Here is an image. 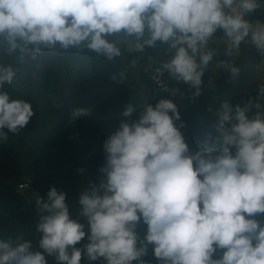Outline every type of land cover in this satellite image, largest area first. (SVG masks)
<instances>
[{
  "label": "clouds",
  "instance_id": "clouds-1",
  "mask_svg": "<svg viewBox=\"0 0 264 264\" xmlns=\"http://www.w3.org/2000/svg\"><path fill=\"white\" fill-rule=\"evenodd\" d=\"M262 6V0H0V36L8 52L31 47L33 57L59 45L114 59L122 55L110 39L117 36L134 38L137 52L166 45L169 58L157 64L156 75L167 72L199 96L218 53L209 47L217 33L228 57L244 43L264 54V20L250 18ZM216 67L233 77L240 72L230 60ZM15 76L12 65L0 64V142L35 114L29 101L3 90ZM242 99L221 104L215 143L195 151L171 98L143 104L137 119L122 120L105 141L104 178L89 181L80 194L87 224L71 217L66 193L53 186L46 201L36 196L38 248L22 236L0 240V264H48V257L81 264L82 255L103 264H148L149 245L159 264H264V108ZM134 109L129 104L123 116ZM90 111L76 108L70 119Z\"/></svg>",
  "mask_w": 264,
  "mask_h": 264
},
{
  "label": "trees",
  "instance_id": "trees-1",
  "mask_svg": "<svg viewBox=\"0 0 264 264\" xmlns=\"http://www.w3.org/2000/svg\"><path fill=\"white\" fill-rule=\"evenodd\" d=\"M250 18L264 20V6ZM110 39L122 49V55L114 59L97 56L87 48L64 50L59 45L42 48L36 57L32 56L31 47L10 53L6 39L0 36V64H10L16 69L13 82L5 84L3 90L12 99L29 101L35 113L19 133L5 130L8 139L0 142V240L15 242L22 236L32 241L34 249L38 248L40 234L36 224L40 212L36 196L46 201L53 186L66 193L71 217L87 224L80 215L79 197L89 181L104 178L99 168L106 164L105 141L122 120L137 119L143 104L158 102V96L150 89L148 75L151 67L169 58L167 46L158 44L137 52L134 38ZM222 41V33H217L211 42L218 53L202 77L201 94L191 103L185 100L177 103L180 120L176 123L180 126L184 122L180 130L193 151L206 141L215 143L221 104L224 101L233 106L241 104L243 90L256 76L258 62L264 59V54L250 43L242 44L238 54L228 57ZM222 60H230L239 67V75L233 77L230 70L217 68L216 64ZM167 78L173 79L168 73ZM252 95V100L258 98L261 104L263 96L259 91L254 90ZM129 104L135 109L131 116L125 117L123 112ZM261 107L264 108V103ZM76 108L91 111L72 121L71 113ZM110 124L114 127L107 134L105 128ZM137 231L143 238L147 225L141 221ZM87 242L86 236L77 247ZM221 254L218 251L215 256ZM47 259L48 264H57L54 257ZM143 259L148 264H159L152 245ZM81 264H103V261L90 262L82 255Z\"/></svg>",
  "mask_w": 264,
  "mask_h": 264
},
{
  "label": "built area",
  "instance_id": "built-area-1",
  "mask_svg": "<svg viewBox=\"0 0 264 264\" xmlns=\"http://www.w3.org/2000/svg\"><path fill=\"white\" fill-rule=\"evenodd\" d=\"M158 65L151 67L149 70V82L151 91L158 98H171L176 104L182 100L193 102L195 99V88L182 81L169 80L166 78L167 72L163 75H156L155 69ZM246 102L242 99V103Z\"/></svg>",
  "mask_w": 264,
  "mask_h": 264
},
{
  "label": "crops",
  "instance_id": "crops-1",
  "mask_svg": "<svg viewBox=\"0 0 264 264\" xmlns=\"http://www.w3.org/2000/svg\"><path fill=\"white\" fill-rule=\"evenodd\" d=\"M262 2L264 3V0H262ZM211 42H210L209 47L213 50L214 47H213ZM222 48H224V47H222ZM261 85H264V59H261L260 62H258L256 76L253 78L250 85L245 90H243V97H245L247 99V101L252 100V98H253L252 93L254 92V90L259 91ZM256 101L260 102V99L256 98ZM262 103H264V96H263V100H262L261 104Z\"/></svg>",
  "mask_w": 264,
  "mask_h": 264
},
{
  "label": "rangeland",
  "instance_id": "rangeland-1",
  "mask_svg": "<svg viewBox=\"0 0 264 264\" xmlns=\"http://www.w3.org/2000/svg\"><path fill=\"white\" fill-rule=\"evenodd\" d=\"M246 103H247V101H246ZM113 127H114L113 124L108 125V126L105 128L106 133L108 134V133L110 132V130H111Z\"/></svg>",
  "mask_w": 264,
  "mask_h": 264
},
{
  "label": "water",
  "instance_id": "water-1",
  "mask_svg": "<svg viewBox=\"0 0 264 264\" xmlns=\"http://www.w3.org/2000/svg\"><path fill=\"white\" fill-rule=\"evenodd\" d=\"M257 111V109L256 108H253V112H256Z\"/></svg>",
  "mask_w": 264,
  "mask_h": 264
}]
</instances>
